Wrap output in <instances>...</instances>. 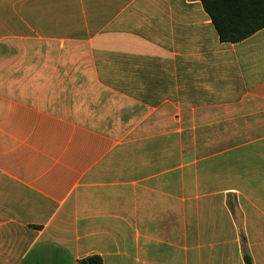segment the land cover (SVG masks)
Here are the masks:
<instances>
[{"label": "crops", "instance_id": "0c3cea01", "mask_svg": "<svg viewBox=\"0 0 264 264\" xmlns=\"http://www.w3.org/2000/svg\"><path fill=\"white\" fill-rule=\"evenodd\" d=\"M264 264V27L199 0H0V264Z\"/></svg>", "mask_w": 264, "mask_h": 264}, {"label": "trees", "instance_id": "16d2710c", "mask_svg": "<svg viewBox=\"0 0 264 264\" xmlns=\"http://www.w3.org/2000/svg\"><path fill=\"white\" fill-rule=\"evenodd\" d=\"M210 17L221 42L237 43L264 27V0H199ZM244 264H252L248 253ZM77 264H102L97 255L88 256Z\"/></svg>", "mask_w": 264, "mask_h": 264}]
</instances>
